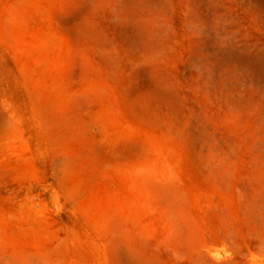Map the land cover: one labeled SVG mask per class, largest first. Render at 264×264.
Returning a JSON list of instances; mask_svg holds the SVG:
<instances>
[{"label": "rangeland", "instance_id": "obj_1", "mask_svg": "<svg viewBox=\"0 0 264 264\" xmlns=\"http://www.w3.org/2000/svg\"><path fill=\"white\" fill-rule=\"evenodd\" d=\"M0 264H264V0H0Z\"/></svg>", "mask_w": 264, "mask_h": 264}]
</instances>
